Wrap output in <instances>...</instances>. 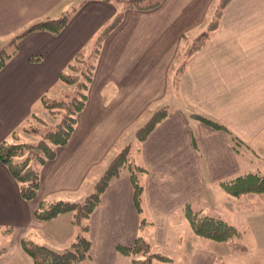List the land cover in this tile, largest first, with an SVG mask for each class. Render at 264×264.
<instances>
[{"label":"crops","instance_id":"obj_1","mask_svg":"<svg viewBox=\"0 0 264 264\" xmlns=\"http://www.w3.org/2000/svg\"><path fill=\"white\" fill-rule=\"evenodd\" d=\"M121 2L0 0V47L29 26L75 9L59 33L21 38L0 70V144L18 136L34 140L21 128L32 116H49L42 98L62 100L73 93L59 81L60 73L90 54ZM215 2L162 0L150 10L122 7L120 24L102 42L68 143L39 169L34 200L20 198L18 183L0 161V264H34L23 240L55 251L68 248L82 233L72 214L44 222L35 212L42 203L83 200L127 145L131 163L145 170L142 213L126 169L85 221L91 247L79 264H131L119 248H131L138 237L174 264H264V194L234 198L222 187L241 176L264 175V0H232L218 30L177 74ZM35 57L40 59L32 61ZM163 107L169 115L139 142L135 132ZM186 208L224 220L240 236L226 243L197 237Z\"/></svg>","mask_w":264,"mask_h":264},{"label":"trees","instance_id":"obj_2","mask_svg":"<svg viewBox=\"0 0 264 264\" xmlns=\"http://www.w3.org/2000/svg\"><path fill=\"white\" fill-rule=\"evenodd\" d=\"M161 1L127 0V5H131V8L139 10H150L158 6ZM228 2L229 0L220 1L205 30L191 40L184 53V58L177 69L178 75L183 72L189 57L210 40L217 28L221 11ZM74 10L68 11L54 20L37 22L3 44L0 47V70L5 67L6 63L16 53L17 43L21 38L39 31L50 32L52 34L59 33L67 26ZM122 16V13L117 14L100 31L87 57L76 58L67 66L64 72L60 73L59 81L64 85L73 87L72 97L66 95L62 100L42 98L43 107L51 113L54 119H59L57 124L45 134L40 135L36 143L23 142L13 144L3 142L0 144V161L7 168L11 177L18 183L19 195L22 200L32 201L37 197L40 187V167L47 161L53 160L57 149L64 147L68 143L74 131L77 115L85 106L88 86L93 78L95 61L100 52L102 42L120 24ZM39 59V57H35L31 60L38 61ZM168 115L169 110L165 107L155 111L147 122L135 132V138L139 142H143ZM192 117L214 129L230 134L225 127L207 118L198 115H193ZM28 129L26 128L25 131ZM232 140L235 146H242L239 140L235 138H232ZM126 169L130 173L136 210L139 214L142 213L143 187L140 176L145 170L131 163L130 146L127 145L113 157L101 177L95 183L92 193L85 196L83 200L73 202L56 201L40 205L39 209L35 212L38 220L48 222L59 215L71 213L72 224L80 228L82 233L63 251H55L49 247L23 240L22 248L33 260L34 264H79L89 257L91 242L86 236L88 226L85 221L100 203L101 196L108 185L114 179L119 178L121 173ZM222 187L234 198H240L247 194H264V175L249 174L241 176L234 181L222 183ZM185 214L193 233L197 237L215 243H226L240 236V233L234 226L222 219L200 215L189 208H186ZM119 251L131 258V264H174L168 256L154 253L151 250L150 244L141 237L135 240L131 248L120 247Z\"/></svg>","mask_w":264,"mask_h":264},{"label":"rangeland","instance_id":"obj_3","mask_svg":"<svg viewBox=\"0 0 264 264\" xmlns=\"http://www.w3.org/2000/svg\"><path fill=\"white\" fill-rule=\"evenodd\" d=\"M122 2V7L125 9V8H131V5H127V0H121ZM154 0H150V2H152ZM221 0H216V2L214 3V5L212 6L211 8V11H210V15L213 16L217 6L219 5ZM232 2V0H229V2L225 5V7L222 9L221 11V17L224 13V10L225 8ZM122 7H121V10H122ZM134 9H137V8H134ZM120 10V11H121ZM139 10V9H138ZM119 11V13H120ZM221 17L218 21V25H217V28L216 30H218L219 28V25H220V20H221ZM208 25V24H207ZM207 27V26H206ZM215 30V31H216ZM9 40H6V42H8ZM6 42H4L3 44H5ZM82 58V57H81ZM71 93V92H70ZM70 97H72V94H68ZM65 98V97H64ZM62 98V99H64ZM43 106V105H42ZM45 109V107H43ZM46 110V109H45ZM47 111V110H46ZM48 115L49 116H46L44 119L39 117V116H32L29 121L21 128L22 129V135H24V137L26 138H29V137H33L34 140H26L25 138H21L20 139V136H18V139L14 140L15 142L14 143H23V142H28V143H36L38 140H39V136L40 135H43L45 134L46 132H48L50 129H52L56 124L57 122L59 121V119H54L53 116L51 115V113L49 111H47ZM26 128L28 129L27 131ZM135 140V139H134ZM134 142L133 143V147L134 149L132 150V152L135 151V148H136V142L135 141H132ZM230 221V220H229ZM231 241V240H230Z\"/></svg>","mask_w":264,"mask_h":264}]
</instances>
